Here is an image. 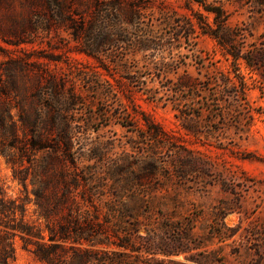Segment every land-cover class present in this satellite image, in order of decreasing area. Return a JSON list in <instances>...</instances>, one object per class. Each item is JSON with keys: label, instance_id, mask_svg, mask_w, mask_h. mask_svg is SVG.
I'll list each match as a JSON object with an SVG mask.
<instances>
[{"label": "rangeland", "instance_id": "rangeland-1", "mask_svg": "<svg viewBox=\"0 0 264 264\" xmlns=\"http://www.w3.org/2000/svg\"><path fill=\"white\" fill-rule=\"evenodd\" d=\"M129 1L146 7L133 33L141 28L156 44L100 50L146 77L144 93L126 75L100 81L96 61L82 52L104 25L96 5L106 16ZM206 1L228 15V53L199 28L189 40L180 32L195 15L213 22L187 0H0V185L27 201L31 225H44L36 193L69 197L54 225L61 217L69 227L71 210L95 221L81 236L69 229L61 264H264V0ZM240 51L246 60L235 63ZM159 65L171 73L160 78ZM185 77L196 81L194 94L172 93ZM226 77L244 79L246 96L224 87ZM70 91L78 94L68 114L75 164L52 148L61 95ZM146 121L164 138L150 140ZM16 172L28 178L29 199ZM14 242L12 264H45ZM77 248L86 261L75 259Z\"/></svg>", "mask_w": 264, "mask_h": 264}, {"label": "trees", "instance_id": "trees-1", "mask_svg": "<svg viewBox=\"0 0 264 264\" xmlns=\"http://www.w3.org/2000/svg\"><path fill=\"white\" fill-rule=\"evenodd\" d=\"M187 1L189 5L195 3L202 7L206 13L213 15V22H210L209 17L204 15H201V17L195 15V19L187 18L178 25L180 32L182 34H187L185 38L189 40L193 30L199 28L203 34L211 36L217 40L219 45L226 49L228 53L227 48L231 44V40L226 39L223 35V30L226 28L228 21V15L224 7L222 5L208 4L206 0ZM144 10H146V7L129 1L124 6H112L111 9H109L108 14L104 16L102 14V8L99 5H96L94 16L101 18L104 25L99 29L98 34L93 37L92 44L89 45L90 49H85L82 52L96 61L98 70L95 73L100 81H103V76H109L115 82L119 83L115 76L123 78V76L126 75L125 78L128 80L129 84L134 85V87L138 88L140 92H148L149 88L146 77L141 75L138 71H135L134 73L129 67H123L120 60L110 63V60L108 61V59H112L114 54L103 53L100 50V47L103 44L112 45L118 43L139 46L142 47L143 50H150L153 48L152 46L156 44V41L152 35L146 33L147 31L140 28L138 30V32L141 33L140 35H135V33H133V28L137 29L139 26L138 24L143 19ZM120 14L123 17H121ZM202 18L206 19L208 23H204ZM92 31L93 27L88 34L89 36L92 34ZM77 40H79L78 37ZM240 59L246 60L242 51L237 55H234L235 63L239 62ZM248 66L253 67L252 65ZM113 71L114 74L112 75L111 73ZM158 72H160V78L161 76L167 77L168 74L171 73V69H169V65H159ZM195 82L196 81L185 77L177 84L179 88L175 89L174 87H171V91L175 95L180 92L183 94L186 90H189L194 94L198 89ZM223 82L224 87H233L234 92L238 94V96H246L248 89L244 79H240L239 85L233 80H228V77H226ZM112 86L114 87L115 85L112 84ZM154 93L157 94L156 92ZM77 97L78 94L75 91H70L61 95V104H63V109L61 110V131L57 133L55 145L52 147L56 151L60 150L62 155H64L65 161L72 162V164H75V157L72 152L75 133L74 128L72 127V122L68 118V114L70 112V106L78 103ZM218 101H220V99ZM176 109L180 111L178 107H176ZM181 112L183 113V111ZM201 114L202 113L199 112L197 118L200 119ZM184 115L185 117L187 116V118H191L190 121L194 119L192 114ZM146 126L150 140L159 141L164 138L165 133L159 127L153 125L149 121H146ZM185 128L190 132L188 127ZM40 141L45 142V140ZM40 143H35L34 145L38 150H44L50 147V145H46L47 143ZM57 161L61 163V159H58ZM59 174L60 181H58V183L61 184V173ZM24 175L25 174L22 172L15 173L16 178L19 179L26 189L27 198L29 199L28 178ZM67 190H69V188ZM35 196L36 211L40 217L39 219L44 220V225L41 224L37 226L28 223V221H26L27 201L8 197L0 185V264H12V260L15 258L14 240L16 237H19L22 240L24 247L32 251L39 261L45 264H61V241L67 242L71 240V238L68 237L71 234V230L69 229L74 228L75 234L81 236L88 232L85 230L87 227L90 229L93 228V224H95L93 216L92 218L83 215L74 217L73 214H77V211L74 213L72 210L64 218L69 227L65 228L61 226V217L54 225L52 216L61 211V205L66 204V200L69 202L70 199L67 195L62 198L61 195L58 194L54 196V198H48L36 193ZM224 218L225 215L222 216V219ZM83 225H85L84 228H81ZM87 254V250L77 248L75 251V259L84 262L87 260Z\"/></svg>", "mask_w": 264, "mask_h": 264}]
</instances>
